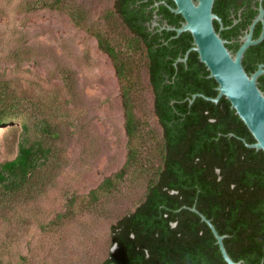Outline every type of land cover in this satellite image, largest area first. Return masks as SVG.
Masks as SVG:
<instances>
[{
    "label": "rangeland",
    "instance_id": "obj_1",
    "mask_svg": "<svg viewBox=\"0 0 264 264\" xmlns=\"http://www.w3.org/2000/svg\"><path fill=\"white\" fill-rule=\"evenodd\" d=\"M116 0H0V164L22 143L46 157L13 189L0 186V264H100L110 227L141 203L162 164L143 45ZM102 35L126 64L140 130L129 139L120 82ZM128 175L92 202L89 193L126 164Z\"/></svg>",
    "mask_w": 264,
    "mask_h": 264
},
{
    "label": "trees",
    "instance_id": "obj_2",
    "mask_svg": "<svg viewBox=\"0 0 264 264\" xmlns=\"http://www.w3.org/2000/svg\"><path fill=\"white\" fill-rule=\"evenodd\" d=\"M137 0H116L115 13L138 38L148 61L153 110L162 128V164L141 203L110 227L114 250L100 264H226L209 226L191 210L211 220L234 261L264 264V152L249 148L255 142L247 126L222 97L193 47L190 32H147V16ZM161 9L170 26L181 27L166 0ZM157 5V4H156ZM181 22V23H180ZM163 39L160 40L159 38ZM99 48L112 60L122 83L125 128L129 139L140 130L134 108L135 92L126 77V64L115 47L98 35ZM0 117V127L8 123ZM245 141V142H244ZM131 148L126 164L89 193L97 202L128 175L135 160ZM46 157L40 143H22L12 160L0 164V186L21 185Z\"/></svg>",
    "mask_w": 264,
    "mask_h": 264
},
{
    "label": "water",
    "instance_id": "obj_3",
    "mask_svg": "<svg viewBox=\"0 0 264 264\" xmlns=\"http://www.w3.org/2000/svg\"><path fill=\"white\" fill-rule=\"evenodd\" d=\"M176 7L171 11L180 14L184 22L181 27H167L174 30L176 36L183 32H190L193 37V47L187 51L184 58L186 61L191 50L198 53L200 61L205 64L209 76L218 84V94L215 98L206 97L202 94H194L190 103L197 97H204L214 103L225 97L231 103V107L247 126L255 142L246 143L249 148L264 152V93L257 85V78L264 73L262 66L253 75H248L242 66V56L249 45L256 44L263 39L264 31L258 40H251V33L245 37V42L239 51L232 55L225 46V42L215 31L213 20L218 17L213 13L214 0H173ZM263 10L259 18H262ZM156 23L153 22V25ZM215 236L217 244L226 264H246L243 261H234L224 246L225 235H220L211 220L207 219L199 210L192 207ZM115 246H113L114 250ZM112 250V251H113Z\"/></svg>",
    "mask_w": 264,
    "mask_h": 264
},
{
    "label": "flooded vegetation",
    "instance_id": "obj_4",
    "mask_svg": "<svg viewBox=\"0 0 264 264\" xmlns=\"http://www.w3.org/2000/svg\"><path fill=\"white\" fill-rule=\"evenodd\" d=\"M142 3V9L147 16L142 25L147 32L162 34L163 30L174 31L167 29L173 26L168 23L169 14L161 9V5L167 3L166 0L136 1V5ZM166 6L174 16L179 15L171 11L176 5ZM262 10V18H259ZM212 11L218 17L213 20L214 29L232 55L239 51L248 34L251 33V40H258L264 31V0H214ZM153 22L156 24L153 25ZM242 66L248 75L256 73L261 66L264 68V35L260 42L246 48L242 56ZM257 85L264 93V73L258 76Z\"/></svg>",
    "mask_w": 264,
    "mask_h": 264
}]
</instances>
